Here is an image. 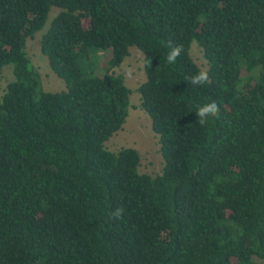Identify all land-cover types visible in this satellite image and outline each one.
<instances>
[{
	"label": "trees",
	"instance_id": "obj_1",
	"mask_svg": "<svg viewBox=\"0 0 264 264\" xmlns=\"http://www.w3.org/2000/svg\"><path fill=\"white\" fill-rule=\"evenodd\" d=\"M52 6L40 51L66 88L47 92L25 47ZM169 41L183 46L174 64ZM194 41L204 85L189 80ZM131 46L164 160L154 176L135 148L105 146L128 114L114 68ZM7 64L0 264H264V0H0Z\"/></svg>",
	"mask_w": 264,
	"mask_h": 264
},
{
	"label": "rangeland",
	"instance_id": "obj_2",
	"mask_svg": "<svg viewBox=\"0 0 264 264\" xmlns=\"http://www.w3.org/2000/svg\"><path fill=\"white\" fill-rule=\"evenodd\" d=\"M59 10L55 6L50 8L44 27L37 31L33 37L27 38L25 47L32 64L38 69L42 89L47 92L61 91L66 88L65 81L50 68L47 56L40 51V38ZM100 55L99 61L102 60L101 58L105 53L101 52ZM190 55L200 70H207V61L196 41L191 44ZM114 70L124 77V82L130 88L131 94L129 95L126 121L121 129L105 142V146L110 151H117L123 147L135 148L140 155L139 172L152 176L157 175L162 170L164 160L160 151L158 136L152 130L151 118L141 107L140 94L137 91L138 86L146 79L143 53L135 46L129 47V55ZM12 79V65L7 64L0 71V95L4 93L7 84Z\"/></svg>",
	"mask_w": 264,
	"mask_h": 264
},
{
	"label": "clouds",
	"instance_id": "obj_3",
	"mask_svg": "<svg viewBox=\"0 0 264 264\" xmlns=\"http://www.w3.org/2000/svg\"><path fill=\"white\" fill-rule=\"evenodd\" d=\"M168 47L170 51L166 56L167 63L174 64L176 63L177 59L183 52L182 45H174L172 41L168 42ZM190 83L193 85H204L209 81V75L207 70H200L195 75L189 78ZM196 117L198 118V122L200 125H204L207 122L209 117H218L219 116V106L216 102L206 103L200 106L197 111L195 112ZM121 211L117 210L113 213L115 218H120Z\"/></svg>",
	"mask_w": 264,
	"mask_h": 264
}]
</instances>
